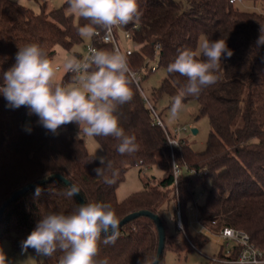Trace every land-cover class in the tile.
<instances>
[{
	"label": "trees",
	"instance_id": "1",
	"mask_svg": "<svg viewBox=\"0 0 264 264\" xmlns=\"http://www.w3.org/2000/svg\"><path fill=\"white\" fill-rule=\"evenodd\" d=\"M241 1H260L264 8V0ZM138 3L143 13L140 23L136 29L132 28L135 24L125 27L132 44L138 46L128 60L133 69L139 70L146 58H153L155 45H159L158 67L165 70L166 77L154 93L156 98L162 94L172 98L177 93L178 82L184 78L168 74L167 65L180 50L197 49L202 36L226 40L233 51L230 58L222 59L220 82L205 89L198 98L185 100L199 104L201 115L208 118L210 132L201 152H194L186 141L174 149V159L181 169L177 178L181 219L183 222L184 205L192 199L195 187H205L209 181L204 201L197 205L198 221L215 234L224 227L246 232L264 256V46L256 47L264 12L241 11L229 0H186L185 6L176 0ZM67 8L65 0L57 9L35 13L14 0H0V85L3 73L16 63L18 46L38 43L52 58L57 46L69 50L83 41L77 29L85 21L69 15ZM90 39L97 49H112L99 35ZM74 55L82 56L76 52ZM72 77L66 72L62 82H72ZM133 90V100L120 109L121 126L127 134L136 136L139 151L122 156L114 138H94L104 156L119 170L112 185L105 184L93 171L101 166L100 162L87 151L83 134L78 137L76 123L61 126L56 133L48 132L28 107L10 108L0 94V207L15 191L59 174L80 187L79 195L85 203H111L120 220L139 210L158 214L162 220L170 193L174 192L170 150L162 128L154 123L135 84ZM154 164L163 176L156 183L145 181L142 191L118 201L116 190L128 167ZM203 170L206 174L201 173ZM37 187L41 189L39 196L35 195ZM67 187L51 180L30 188L10 203L0 220V242L7 238L14 250H23L22 242L43 215L75 210L79 203L75 196L64 195ZM176 211L175 203L177 225ZM184 237L182 248L189 243L196 248L206 242L200 234L192 241L186 232ZM102 241L103 237L99 258L108 257L110 264H140L144 257H154L158 246L156 226L145 216L124 224L114 245H104ZM26 251L36 253L32 248ZM61 255L57 252L53 257H43L39 264H58ZM159 264H163V253Z\"/></svg>",
	"mask_w": 264,
	"mask_h": 264
},
{
	"label": "clouds",
	"instance_id": "2",
	"mask_svg": "<svg viewBox=\"0 0 264 264\" xmlns=\"http://www.w3.org/2000/svg\"><path fill=\"white\" fill-rule=\"evenodd\" d=\"M69 15L85 23L78 26L82 37L103 33L110 42L114 30L129 24H139L143 13L138 0H66ZM256 47L264 46V26L260 27ZM233 51L226 40L205 37L197 49H183L167 65L170 75L184 78L178 82L177 93L170 101V116L177 118L185 109L188 97L198 98L202 92L216 85L223 76L222 59L230 58ZM16 63L3 73L0 94L8 107L26 106L30 114L38 116V123L48 132L56 133L64 125L76 123L78 137H112L117 152L132 156L139 151L135 135H129L121 126L120 109L134 98L133 85L138 84L126 54L118 48H91L83 59L75 56L64 62L66 72L73 74L71 83L57 80L55 62L38 43L18 46ZM26 131L31 132V128ZM100 167L93 169L97 177L108 185L116 183L119 170L113 161L101 155ZM41 189H35L39 196ZM80 187L71 183L64 195L73 197ZM120 219L107 202H87L69 214L49 212L43 215L37 227L22 242V248L35 250L38 256L53 257L62 253L58 264H110L108 257L99 258L100 243L114 245L119 237ZM0 264H9L0 248ZM140 264H158V257H144Z\"/></svg>",
	"mask_w": 264,
	"mask_h": 264
},
{
	"label": "rangeland",
	"instance_id": "3",
	"mask_svg": "<svg viewBox=\"0 0 264 264\" xmlns=\"http://www.w3.org/2000/svg\"><path fill=\"white\" fill-rule=\"evenodd\" d=\"M25 7L33 10L35 13H39L42 9L45 12L59 8L65 0H14ZM185 6L186 0H176ZM234 5L241 11L247 12H264L262 2L252 1H238ZM119 41L121 47L124 46H136L129 41L123 39L119 34ZM204 39L202 36L199 41ZM90 37H83V41L74 45L71 49L67 50L61 46L55 48V54L51 58L55 62L57 69V80L62 82V77L66 73L63 65L67 58L73 57L74 52L84 56L86 53V45L90 41ZM198 47V46H197ZM76 57V56H75ZM158 60L156 55L149 60L156 70L143 74L141 77L140 86L148 98L149 102L155 109L156 113L161 118L164 126L170 131L172 136L177 139H181L182 142H187L189 147L194 152H201L205 149L208 134L210 132V125L207 116L201 115L199 104L196 101H184L186 104L185 109L180 115L173 119L170 116V101L171 97L167 94H162L156 98L154 93L160 87L162 81L166 77L165 70L162 67H158ZM71 83V82H67ZM174 129H179L177 134H174ZM196 130L195 133L192 130ZM84 143L87 151L94 157L104 156V153L100 145L93 137H87L83 135ZM99 160V159H97ZM186 170V169H184ZM183 170V173L186 171ZM163 176L162 170L157 165H151L144 168L138 166L128 167L124 181L118 186L116 190V198L118 201H122L133 193L140 192L144 189V182L150 181L156 183ZM209 181L204 186L195 187L193 197L187 201L183 208V227L184 231L176 225L174 217L175 210V198L176 192L170 193L171 200L166 203L167 208L162 212L163 226L165 228V244L163 251V264H220L217 260L220 259L223 250L221 248V239L207 227L203 226L197 219V205L203 203L206 189L209 188ZM165 204V205H166ZM178 228L182 231L180 232ZM191 238V241L197 235H202L206 238V242L196 248H193L191 243L185 245L182 248V241L185 242L184 233ZM217 233V232H216ZM192 247V248H191ZM0 248L3 249L6 254L9 264H39L43 261L42 256H38L36 253L24 250H14L9 239L4 238L0 242Z\"/></svg>",
	"mask_w": 264,
	"mask_h": 264
},
{
	"label": "built area",
	"instance_id": "4",
	"mask_svg": "<svg viewBox=\"0 0 264 264\" xmlns=\"http://www.w3.org/2000/svg\"><path fill=\"white\" fill-rule=\"evenodd\" d=\"M238 1L240 0H229L230 3H235ZM132 28L136 29L137 24L133 25ZM119 34L122 35L123 39L132 43L130 31L126 28L114 30L112 40L107 43L104 41L103 33H101L99 36L101 38V41L104 44H108L112 48L114 47L118 48L121 52L126 54L127 57L129 58V56H131L133 52L138 49V46L121 47L119 36H118ZM93 47L96 48L92 43H89L88 45H86V53L84 54V56H81L80 59H83L85 56H87L89 53V50ZM158 50H159V45L156 44L154 55H156L157 59H159ZM149 60H150L149 58H146L144 61L143 67H141V69L139 70H135L131 66L130 67L135 73L136 80L138 81V84H135V85L138 87L143 99L145 100L147 106L149 107L154 123L162 128L165 134V137H166L167 145H168V148L170 150V155H171V165H172V173H173V178H174V188L176 192L175 203H176V208H177V211H176L177 226L184 231V227H183L182 219H181L180 200H179L178 189H177V178L181 173V169L174 159V149L177 148L183 142L181 139H177L175 136H172L170 131L164 126L161 118L156 113L155 109L149 102L148 98L146 97V95L144 94L140 86L142 75L149 73V72H153L157 68L152 63H150ZM56 68L58 69V67ZM179 131H180L179 129H174V134H177ZM189 171L190 173L193 172V170H189ZM201 173L206 174V171L203 170L201 171ZM216 235L222 241L221 248L223 250V253L220 256V259L217 260L220 264H264V256L262 255V252L251 243L250 237L246 232L232 228V227H224Z\"/></svg>",
	"mask_w": 264,
	"mask_h": 264
},
{
	"label": "water",
	"instance_id": "5",
	"mask_svg": "<svg viewBox=\"0 0 264 264\" xmlns=\"http://www.w3.org/2000/svg\"><path fill=\"white\" fill-rule=\"evenodd\" d=\"M193 133L196 132V130H192ZM51 180H58V181H61L63 182L64 184H66L67 186L70 185V182L68 180H66L65 178H63L62 176H60L59 174H52L50 176H48L47 178L43 179V180H39V181H36V182H33V183H30L26 186H24L23 188L15 191L0 207V220L2 218V215H3V212L4 210L7 208V206L12 203L14 200H16L18 197H20L21 195H23L27 190H29L30 188L36 186V185H40V184H43V183H46V182H49ZM75 198L77 199L79 205L81 204H85L84 200L81 198V196L79 194H76L74 195ZM140 216H145V217H148L150 218L155 226H156V230H157V236H158V246H157V251H156V255L155 257H158V264H159V261H160V258L162 256V253H163V250H164V244H165V228L162 224V220L160 218V216L158 214H154L150 211H147V210H139V211H136V212H132L130 214H127L126 216H124L121 220H120V228L140 217Z\"/></svg>",
	"mask_w": 264,
	"mask_h": 264
}]
</instances>
